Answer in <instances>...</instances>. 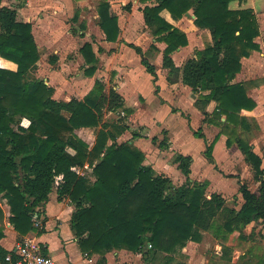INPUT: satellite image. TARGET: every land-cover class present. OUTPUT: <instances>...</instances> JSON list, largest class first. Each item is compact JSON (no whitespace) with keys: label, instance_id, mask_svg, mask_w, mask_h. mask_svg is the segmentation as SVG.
<instances>
[{"label":"trees","instance_id":"obj_1","mask_svg":"<svg viewBox=\"0 0 264 264\" xmlns=\"http://www.w3.org/2000/svg\"><path fill=\"white\" fill-rule=\"evenodd\" d=\"M19 1V6L25 3V0ZM147 1L150 0H141ZM231 1L156 0L155 4L145 5L143 13L157 40L167 44L163 65L169 69V81L181 77L195 92L210 90V94L197 100V107L207 115V106L215 101L213 113L218 118L221 114L227 115L229 123L234 124L242 109L256 107L245 86L231 82L242 68L241 58L259 48L255 42L259 23L253 9H231ZM164 9L174 19L182 18L193 9L195 23L211 29L213 45L196 51L182 67L176 66L172 53L186 46L188 37L161 15ZM97 12L106 40L119 41V17L111 12V3L102 0ZM17 17L18 9L2 5L0 0V56L17 64L16 70L0 67V195L7 199L9 221L21 235L34 229V215L42 216V208L55 187L59 200L68 198L75 204L71 223L82 250L100 254L103 261L106 253L126 249L148 252L155 258L165 253L169 264L173 255L189 241H201V230L225 234L227 239L235 230L264 218V168L262 159L251 146L238 139L261 185L259 195L246 184L241 185L244 203L239 210L228 208L219 193L208 195L206 184L191 181V155L178 153L175 157L186 176L182 185L176 186L167 176H155L153 168L144 164L145 155L141 150L129 143H117L118 136L128 128L125 120L103 123L106 106L110 110L124 107V99L117 91L110 89L106 95L104 85L97 81L84 99L59 101L53 98V87L44 80L30 78L41 58V50L32 23ZM81 28L85 29V25ZM129 46L140 54L146 70L156 77L155 66L142 49L134 44ZM80 51L90 65L85 74L94 76L97 55L92 43L85 42ZM57 60V55L50 56V63L55 64ZM23 118L30 120L28 127L21 125ZM100 125L92 147L75 133L81 127ZM195 135L205 137L201 129ZM217 139L218 136L207 146L206 154L211 159ZM233 143L229 137L227 145ZM160 145L167 146L166 139ZM86 163L93 167L94 181L76 169ZM58 177L61 179L56 186ZM4 217L0 205V221ZM18 259L16 252L0 245V264H17Z\"/></svg>","mask_w":264,"mask_h":264},{"label":"crops","instance_id":"obj_2","mask_svg":"<svg viewBox=\"0 0 264 264\" xmlns=\"http://www.w3.org/2000/svg\"><path fill=\"white\" fill-rule=\"evenodd\" d=\"M57 1L59 4L74 2L79 6L84 2L82 0ZM108 1L113 3V0ZM19 2V0H2V5L16 7L18 20L31 22L34 35L37 26H39L40 32L45 31V36L48 35L44 41H38L35 35L42 60L38 61L33 72L37 70L42 76H37L36 79L44 80L53 87L54 99L59 101H69L72 98L82 100L94 89L95 83L100 81L104 85L106 95H109L110 89H114L124 99V107L121 109L110 110L108 106L104 108L103 123L125 120L128 128L118 136L117 143H129L141 150L145 155L144 164L153 168L155 176H167L176 186L182 185L186 181V176L175 161L176 155L181 153L193 157L191 181L206 184L208 195L214 192L221 194L225 198L228 208L236 210L241 208L244 199L240 187L242 184H246V181L254 179L258 183L256 189L246 185L253 193L259 195L261 182L256 179L251 163L246 161L238 139L251 146L253 152L262 159V168H264V0H233L229 4L231 9H253L259 23V35L255 38L259 48L252 50L249 56L241 58L242 68L231 82L242 83L248 97L256 102V107L252 110L242 109L234 124L229 123L227 115L221 114L218 118L213 113L216 106L215 101L210 102L207 106V115L197 107V100L201 99L202 95L210 94V90L195 92L182 82L181 77L174 82L169 81V69L163 65L167 44L157 40L151 28L145 23L143 13L145 5L155 4L156 0L146 3L141 0L127 1L131 7L130 9L126 8L129 11L124 15L129 16L123 15V18L118 16L121 36L117 42L106 40L99 25V15L96 9L97 32L94 35L97 37H93L90 26L84 20L85 29H79L78 33L74 29L70 31L73 35H81L82 43L75 49H71V52H69L71 46L64 45L56 49L50 56L55 54L58 56V60L51 66H48L45 61L49 53H44L42 48L47 47L48 50V44L53 46V33L50 34L53 30V23L50 29L44 26L46 20L53 17V0H25L22 6H19ZM43 9L47 11V14H44ZM135 9L138 14L136 16L139 19L138 22H135L132 16ZM131 11L133 14H130ZM76 12L79 15V7L76 8L73 18ZM111 12L115 13L112 6ZM161 15L185 32L188 37V44L179 47L172 53L176 66L182 67L196 51L213 45L211 29L199 27L195 23L196 17L193 9L180 19H174L167 9H164ZM137 26L141 27L143 33L138 32ZM85 42L92 43L97 55V71L94 76L85 74L86 68L90 67L80 51ZM129 44H134L142 49L145 57L155 66L156 77L146 70L141 62L140 54ZM64 54H66L65 58H63ZM0 67L16 70L17 64L0 56ZM144 80H147L149 84L145 88L147 91L145 95L141 85ZM147 93L151 96H147ZM129 100L133 102H129ZM127 109H130L131 112L127 113ZM154 109L155 113L150 116L152 117V127L139 122V116L151 113L150 111ZM108 114L112 115L114 119L107 121L105 116L109 117ZM24 119L29 123L28 119ZM23 126L27 127L28 125L23 123ZM100 129L101 125L81 127L76 129L75 133L92 147ZM200 129L204 138L195 135V131ZM217 136L218 139L213 147V159H211L206 154L207 146ZM229 137L234 142L231 146L227 145ZM183 138H188L193 143H202L200 153L204 157H201L200 162H197L193 151L182 145L181 139ZM163 139H166L167 146L160 145ZM69 151L74 153L71 149ZM76 169L90 181L96 179L93 167L89 163ZM214 174L224 179L234 178L237 185L227 194L214 185L212 178ZM60 179L61 177L57 178L56 186ZM235 199L240 201V206L235 205ZM0 205L5 215L3 221H0V231L3 233L0 245L8 251L16 252V245L19 242L25 238H31L41 246L45 254L53 258L55 264H154L153 262L158 256L165 255L162 253L155 258L143 251L114 249L105 254L106 260L103 261L100 254L83 251L79 244L80 238L75 234L71 223L76 209L75 204L68 198L59 200L56 187L42 208L43 213L42 216L40 215V219L44 224L43 230L34 226V229L28 234L21 235L9 221L10 206L7 199L1 195ZM217 220L222 222L221 219ZM201 233V241H189L184 248L173 255L174 259L169 264L179 262L187 264H259L264 260V218L254 220L242 230H235L228 234L227 239L224 238L225 234L217 235L213 230H201Z\"/></svg>","mask_w":264,"mask_h":264},{"label":"rangeland","instance_id":"obj_3","mask_svg":"<svg viewBox=\"0 0 264 264\" xmlns=\"http://www.w3.org/2000/svg\"><path fill=\"white\" fill-rule=\"evenodd\" d=\"M82 1H84V2L82 4H80V6H79V4H76L74 2H70V3H66V4L65 3L59 4L57 0H56V2H55V0H53V17L49 20H46V25H44L45 28L50 29V26L52 27V23H53V30H51V32H50V34L53 33V46L48 44V47H49L48 50H47V47L42 48L44 53L45 52L49 53L48 56H46L47 58H45L46 59L45 61H46L48 66L53 65L48 61V58H49L50 54L54 53V51L56 49L66 45V46H71V48L69 50V52H71L73 49L76 48L77 45L82 43L81 35H78V34L73 35L70 33V31L72 29H74L78 33L79 29L82 30L81 25H84V20L90 26L91 32L93 33V37L94 38L97 37V35H94L97 32L96 9H97L98 5L100 4L101 0H82ZM127 1L128 0H113V3H111L113 12L119 14L118 16L123 18V15L126 14L127 11H129L128 9H126V5L129 4V2H127ZM77 7H79V15H78V17H76V19H74L73 15H74ZM42 11L44 12V14H47L46 10L44 11V9H43ZM48 11H50V10H48ZM132 12L133 11H131L130 14ZM133 13H132L133 14L132 16L135 19L134 21L138 22L139 19L136 17L138 15L137 10L134 11ZM124 16H129V15H124ZM124 22H125V20L123 19V23ZM38 27L39 26H37V28L35 29V35H36L38 41L46 40L48 38V35L45 36V34H46L45 31H43L44 33L42 31L40 32V29H38ZM137 27H138L137 28L138 32L143 33V31L141 30V27L140 26H137ZM49 38H50V36H49ZM48 51H50V52H48ZM66 54L63 55V58L66 57ZM40 60H42V58H40ZM37 76L39 77L40 73L37 70L34 72L32 71L30 78H36ZM141 85H142V89H144V91H145V93H144V95H145L147 92L145 88L147 87V85H149L147 83V80L146 81L144 80V82H141ZM147 96H151V95L150 94L148 95V93H147ZM149 100H150V97H149ZM129 102H133V101L129 100ZM150 112L151 113L139 116V122L146 123L152 127V122H151L152 117H150V116H152L151 114L155 113V109L150 111ZM159 113H161V112H159ZM105 119L107 121H110V120H113L114 117L112 115H109V117L105 116ZM28 121H29V123L25 122L24 118L21 119V125L23 126V123H26V125L29 126L30 120L28 119ZM170 121H172V120H170ZM196 139L198 140V138H196ZM181 143L183 146H185L188 149H190L191 151H193L194 156L197 158V162H200L201 157H204L203 154L200 153V148L202 146V143H200V142H194L193 143L188 138L181 139ZM213 176L214 177H212V178L214 180V185L216 187L220 188V190H223L227 194L230 193L234 189L235 185H237V181H235L234 178L224 179V178L218 177V175H215V174ZM246 184L251 186L253 189H256V187L258 185V183L254 179L250 180L248 182L246 181ZM234 203L236 206H240V201H236V199H235ZM255 234H256V232H255ZM213 247H214V245H213ZM165 255L158 256L156 258V260H154L153 263L154 264H167ZM263 263H264V260H263Z\"/></svg>","mask_w":264,"mask_h":264},{"label":"built area","instance_id":"obj_4","mask_svg":"<svg viewBox=\"0 0 264 264\" xmlns=\"http://www.w3.org/2000/svg\"><path fill=\"white\" fill-rule=\"evenodd\" d=\"M34 226L43 228V223L37 215H34ZM151 246L150 244L149 247ZM16 253L19 256L17 264H55L53 258L45 254L41 246L31 238L19 242L16 245ZM7 259H10V256Z\"/></svg>","mask_w":264,"mask_h":264}]
</instances>
